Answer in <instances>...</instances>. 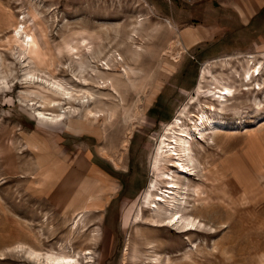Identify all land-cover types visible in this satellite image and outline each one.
<instances>
[{
	"label": "rangeland",
	"instance_id": "374dc122",
	"mask_svg": "<svg viewBox=\"0 0 264 264\" xmlns=\"http://www.w3.org/2000/svg\"><path fill=\"white\" fill-rule=\"evenodd\" d=\"M185 5L0 0V264L76 254L78 264H152L154 254L160 264H264V66L249 86L236 79L239 57L264 52L187 49ZM215 80L236 87L213 115L232 128L196 136ZM59 86L68 94L55 95ZM88 110L98 133L79 126ZM177 118L195 132L185 173L160 156ZM165 168L181 187L177 207L197 218L185 242L175 226L146 221L154 202L166 208L157 200L171 191L158 177Z\"/></svg>",
	"mask_w": 264,
	"mask_h": 264
},
{
	"label": "bare ground",
	"instance_id": "6f19581e",
	"mask_svg": "<svg viewBox=\"0 0 264 264\" xmlns=\"http://www.w3.org/2000/svg\"><path fill=\"white\" fill-rule=\"evenodd\" d=\"M18 36H20L19 33H18ZM26 39H29V41L26 42ZM26 39L24 41L20 42V46H21L22 50H26V49H29L31 47L32 40L29 38V36H26ZM234 59H235V57H229L227 61H231ZM238 59H243L246 63V67H244L243 76H240V75L236 76L237 81H241V82H243L249 86V84L251 85L253 83V80L262 77L264 58H263V60L257 61V60H255L254 56H243V58L241 56ZM208 63H210V62H208ZM208 74H209L208 71H206V69H204L202 72V75H201L199 86L197 88L198 97H202V94H203L202 89L204 87L202 88L201 84L203 83V81H205L208 78L207 77ZM215 82L218 85H216L212 90L211 89L208 90L207 91L208 94L203 97L207 101L205 104V108L209 109L210 112H206L205 111L206 109L204 110V108L202 109V107H201V111L197 115V118L194 121H192L195 132L199 133L201 135H203V134H205V132H209V131L210 132H212V131L224 132V131H227V130L232 128L231 123H229L226 119L218 118V117L215 118V116L213 117V115H214L215 111H217L218 108L223 109L224 104L230 102V100H232L235 97L236 87H234L233 85H228V83L222 84L218 80H215ZM235 83L236 82H234V84ZM258 86H260V85L258 84ZM258 89H260V88H258ZM59 90H63V93L60 94ZM244 90H249V89L246 88ZM67 91H68L67 89L63 88L62 86H59L56 89V91H54V92L52 91V92L55 95L64 96V95L68 94ZM54 102H56V101L52 100L50 103H54ZM215 102L220 103V105H217L218 106L217 107ZM92 114H93V111L88 110L87 116H86L88 124L87 123H82V125L79 124V126L82 128L81 130L83 132L89 131V132L98 133V129L95 128L94 125L92 124V123H94V120H95L91 117ZM179 120L180 119L177 118L172 123V126H174L173 128H178V130H173L172 132H170L169 133L170 136H166V138H164L163 141L161 142L163 149H161L160 156H162V157L163 156H165V157L169 156V158L171 160L168 162L173 163V164H177L178 166L181 167L182 173H185V172H188L189 166L186 165L184 162L186 161L188 163H192L194 160L191 157V155L189 154L191 152V146H190L191 144H190L189 138L193 137L195 135V132H193V131L191 132V130L189 128H187L186 126H184L182 124V122H179ZM81 130H80V132H81ZM186 136H188V138H186ZM204 139H206V138H204ZM171 142H173V144ZM184 159H186V160H184ZM161 163H162V161L159 160L157 165H159ZM42 171H43V169H42ZM168 172H170V169L165 168V169H163V171H161L158 174L159 175L158 177H160L163 180V183H166L168 185L169 190H171V191H168V190L165 192L161 191L159 194V196L161 195V197L156 195L159 197L158 199L156 198L158 200V203L159 202L163 203L164 205H166V208L161 206L160 204L157 205V201L155 200L156 203L154 202V205L156 204V209L155 210L152 209L153 213H152V215H150L149 218H147L146 221H147V223H148V221H149V223H151L150 221L152 219L153 224L151 227L159 229V230L166 229L167 225H169L171 227L175 226L176 227L175 230L177 231V234L180 236H183V241L185 242V241L189 240L186 237V234L189 233L190 231L194 230L193 229L195 227L194 221L197 218L194 219L192 217L191 213H189V210L187 209L188 207L187 208H185V207L183 208L182 206L177 207L176 204L179 202L180 199L178 200L177 198H173V197H171V195L176 196V194L174 193V189L178 190L181 187H180V184L174 180V176H171L173 173L170 175V174H168ZM42 177H44V172L42 173ZM166 179L172 180V181L171 182H165ZM42 181H44V179H42L41 182ZM152 197H154V196H152ZM180 202H181V200H180ZM152 207H153V205H152ZM128 219H129V216H127L126 222H128ZM148 225H150V224H148ZM77 228L75 230H77ZM86 255L88 256L89 254L86 253L85 256ZM28 256H29L30 260H35L37 262L41 261V259H43L41 254L37 253L35 251H30L28 253ZM79 259H80L79 254H76L74 256L49 255V256L45 257V260L47 261V263H50V264H75V263L78 264ZM85 259L90 260L91 258L86 257ZM148 260L152 264H160L159 257L156 254L151 255ZM171 260L167 259V263H170ZM87 262H90V261H87Z\"/></svg>",
	"mask_w": 264,
	"mask_h": 264
},
{
	"label": "crops",
	"instance_id": "0c3cea01",
	"mask_svg": "<svg viewBox=\"0 0 264 264\" xmlns=\"http://www.w3.org/2000/svg\"><path fill=\"white\" fill-rule=\"evenodd\" d=\"M183 23L187 49L233 43L264 52V0H200L185 5Z\"/></svg>",
	"mask_w": 264,
	"mask_h": 264
},
{
	"label": "built area",
	"instance_id": "2783aa9c",
	"mask_svg": "<svg viewBox=\"0 0 264 264\" xmlns=\"http://www.w3.org/2000/svg\"><path fill=\"white\" fill-rule=\"evenodd\" d=\"M168 1L171 2V0H168ZM179 1H182L186 4H193V3L200 1V0H179Z\"/></svg>",
	"mask_w": 264,
	"mask_h": 264
}]
</instances>
